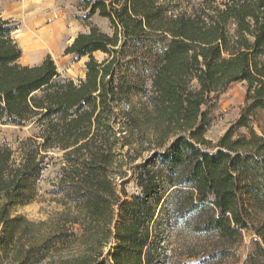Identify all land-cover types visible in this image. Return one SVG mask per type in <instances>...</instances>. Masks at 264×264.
Masks as SVG:
<instances>
[{
  "label": "trees",
  "instance_id": "1",
  "mask_svg": "<svg viewBox=\"0 0 264 264\" xmlns=\"http://www.w3.org/2000/svg\"><path fill=\"white\" fill-rule=\"evenodd\" d=\"M82 4L113 31L92 26L66 48L89 56L78 81L61 77L51 55L21 64L17 27L0 16V118L40 127L16 148L0 145V264H106L113 239L110 264H154L151 200L162 184L176 219L202 212L193 229L217 233L222 256L250 229L257 238L244 264H264V0L193 14H172L163 0ZM236 81L247 83L245 103L213 142L215 108ZM51 149L63 153L53 191L61 210L13 216L35 195ZM125 165L141 189L130 201L115 181Z\"/></svg>",
  "mask_w": 264,
  "mask_h": 264
},
{
  "label": "rangeland",
  "instance_id": "2",
  "mask_svg": "<svg viewBox=\"0 0 264 264\" xmlns=\"http://www.w3.org/2000/svg\"><path fill=\"white\" fill-rule=\"evenodd\" d=\"M16 1L0 0V14L8 12L11 14L17 11L19 8ZM163 1L172 14H193L203 9L210 10L213 6H220L225 0ZM53 2L50 6L41 8L38 6L35 11L30 8V12L8 18L17 27L13 36L22 49L19 62L25 65H36L46 56L51 55L61 77L78 81L85 77V63L89 56L78 59L73 54H66V48L78 33L88 31L92 26H97L108 33H112L113 30L109 20L100 16L99 13L86 18L89 9L84 7L82 0H53ZM50 11L59 12L52 18H48L47 12ZM57 16H63L59 21V27L56 26ZM50 33L53 38L48 39L47 34ZM94 55L98 60L106 57L101 51L95 52ZM261 60L264 61V55ZM246 92L247 83L236 81L221 95L215 108L218 119L206 133L208 139L217 142L234 123L245 103ZM139 98V95H132L131 100L135 102ZM39 131L40 127L36 121L18 125L4 123L0 118V145L8 144L16 148L22 139L35 136ZM241 131L248 132L246 129ZM47 153L46 167L37 182L35 195L30 201L16 205L12 209L13 216L21 215L29 220H46L61 210L62 207L57 200L60 195L53 191L60 176L63 153L57 149H51ZM152 155V151H146L144 156L135 163L141 162L144 158L148 159ZM123 170L125 173L115 174V181L122 201H130L132 196L139 193L141 189L137 184L134 168L125 165ZM171 191V187L162 184L157 195L151 200L155 206L154 217L149 223L154 242L152 246L154 264H244L247 255L255 246L254 240L257 238L255 233L250 229H244L241 241L230 248V254L222 256L219 252L222 244L218 240L217 233L199 232L193 229V225L202 216L200 210L176 219L173 202L170 199ZM75 229L77 233H80L78 226ZM116 244L113 239L105 247V256L101 259L103 263H111L108 251Z\"/></svg>",
  "mask_w": 264,
  "mask_h": 264
},
{
  "label": "crops",
  "instance_id": "3",
  "mask_svg": "<svg viewBox=\"0 0 264 264\" xmlns=\"http://www.w3.org/2000/svg\"><path fill=\"white\" fill-rule=\"evenodd\" d=\"M15 3H17V7L19 8L17 11H14L13 13H3V14H0L3 18H11L12 16H16L17 14H25L26 12H30L29 9L30 8H33V10L35 11L38 6L43 7V6H50L53 2V0H17ZM21 5V6H19ZM28 7V8H27ZM32 11V10H31ZM33 11V12H34ZM42 11V10H41ZM59 11H50V12H47L48 13V18H52L53 16L57 15ZM62 17L63 16H57V22H56V26L59 27L60 25V20H62ZM54 25V24H53ZM47 36L49 37L48 39H51L53 38V36L50 34H47Z\"/></svg>",
  "mask_w": 264,
  "mask_h": 264
}]
</instances>
